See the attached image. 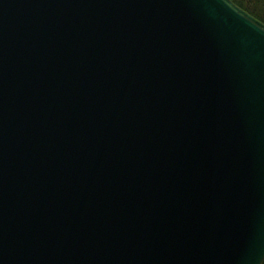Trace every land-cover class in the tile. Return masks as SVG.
<instances>
[{
    "label": "water",
    "instance_id": "95a60500",
    "mask_svg": "<svg viewBox=\"0 0 264 264\" xmlns=\"http://www.w3.org/2000/svg\"><path fill=\"white\" fill-rule=\"evenodd\" d=\"M263 263L264 21L0 0V264Z\"/></svg>",
    "mask_w": 264,
    "mask_h": 264
},
{
    "label": "trees",
    "instance_id": "16d2710c",
    "mask_svg": "<svg viewBox=\"0 0 264 264\" xmlns=\"http://www.w3.org/2000/svg\"><path fill=\"white\" fill-rule=\"evenodd\" d=\"M238 5L249 11L254 16L264 21V0H242L248 5H243L240 1L234 0Z\"/></svg>",
    "mask_w": 264,
    "mask_h": 264
},
{
    "label": "rangeland",
    "instance_id": "374dc122",
    "mask_svg": "<svg viewBox=\"0 0 264 264\" xmlns=\"http://www.w3.org/2000/svg\"><path fill=\"white\" fill-rule=\"evenodd\" d=\"M238 1H240V2H241L243 5H245V6L248 5V3H247L246 1H245V2L242 1V0H238ZM263 264H264V263H263Z\"/></svg>",
    "mask_w": 264,
    "mask_h": 264
}]
</instances>
